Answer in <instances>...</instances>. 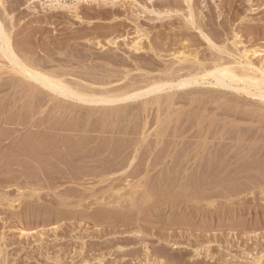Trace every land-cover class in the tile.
Returning <instances> with one entry per match:
<instances>
[{
  "label": "rangeland",
  "instance_id": "374dc122",
  "mask_svg": "<svg viewBox=\"0 0 264 264\" xmlns=\"http://www.w3.org/2000/svg\"><path fill=\"white\" fill-rule=\"evenodd\" d=\"M2 1L5 3L4 6H0V19L3 21L6 28L8 27L7 25H9L8 29L10 28L11 30L13 28L11 31L13 32L14 45L17 52L22 50V48L26 45L30 48H36L35 50L37 53L33 55L35 57V62L39 63L38 60H41V62L43 61L42 65H46L43 67L45 70L46 68H49V70L52 71L57 70V72L60 74L64 73V76L66 73V78L68 80H72L74 84L79 86H83V84L84 86L86 85V87L88 86L87 88L89 91L95 90L96 92L100 93L107 91V94L110 91L111 94L115 93L114 95H117L120 92H130L131 90L134 92L143 86V88H146L153 83L170 82V84L160 92L150 94L146 97L144 96L140 99H137V101L134 100L130 102V105L135 104L134 107L131 105L130 107L128 106L126 108H118L115 110V108L113 109L111 107L109 108V106H106L103 109L100 108V110L95 108L94 111H86L87 113H85H89L91 117L88 116L86 118V116L83 115V117H85L83 119L81 118L80 122L79 120H76L77 117L67 121L71 123H67L66 121H64L66 123L57 121V124L60 123V125L69 124L72 126L73 123L74 125L76 124L75 126H80L81 128L82 126L84 127V125L87 126L88 129H91L89 126L92 127L91 132L89 131L90 133H88V135L91 133H93V135H90L89 137H87L88 135L86 133L85 135L79 131V135L77 132H69L68 134L74 135L75 133V135H77L76 138L78 139H74L73 145L71 146L73 149L75 148L77 150H75L77 153L73 151V149L69 148L68 152L65 153L73 151L72 153L74 155L75 153L79 154V150L82 149L86 143H89V140L91 142L93 141V146L95 145L98 149H102V146L108 149L109 147L111 149L113 148V151L110 150V154L114 153L111 156L109 155L110 161L114 160L116 162L118 160L116 163L119 164V161H121L120 164L122 165V170L121 168L116 170L117 172L120 171V174L115 175L117 178L112 174L110 175L107 173H101L102 168L99 164H97L98 166L96 164H92L91 167H89L90 169L86 168L87 170L85 168L81 169V167L79 169V167L74 163V165L71 164V158L74 156L73 154H65V156L68 155V157L66 156L67 158H70L67 159L64 155H62L64 153H55V151H59L55 150L56 148L54 144L56 143L53 142L56 140L54 139L58 138L56 141L57 143L64 141L63 135L66 136V132H64L65 134H62L63 131L57 133L62 134H60L61 136L57 135L62 138L61 140V138L49 133L50 131H48L46 128L44 129L47 131L44 129L42 131L41 129L40 131H32L36 130L37 128L35 129L33 126V128L31 126H23L21 128H19V126H15L14 128V126L8 127L6 124L3 126L0 123V264H264V170H262L264 164H262L263 162L261 159H257L260 157V154L264 153V142L262 143V141H264V86H262L263 89H257L256 87L251 88V95L248 94L247 91L241 90L242 86L239 84L230 83L228 80L217 83L215 82L216 80H211L208 78V81L203 82L200 80L198 82L199 84L196 83L183 89L178 88L180 90H178L177 87L175 88V85H177L180 81L189 79L193 75L195 76V74L201 73L202 69L212 70L216 66L224 65L229 67L231 65V67L239 73H247L250 76L261 78L264 75V0ZM60 1L62 4H67L64 6L60 4V6H66V8H62L63 10L59 9L56 12V10L53 9V11L48 7L51 5L53 7L56 2L57 3L54 6H59L58 2ZM68 4L71 5V7L68 6ZM189 7L192 8L190 9ZM190 12H192L191 17ZM139 42H141V45L144 46V49H135V44ZM69 46H71V48ZM180 52H186L187 55L192 54V57L188 58L189 60H178L177 57H179ZM194 55H197L198 59L194 58ZM56 57L58 60H60L58 61ZM238 62H240L242 65ZM0 65V83L2 84L4 82H9V80L11 81L12 74H10L9 69L5 67L7 63L0 59ZM258 75L261 76L259 77ZM112 76L115 77L113 78ZM5 78H7V80H5ZM87 78L92 79H89V81ZM94 81L98 82L95 83ZM172 83L174 84L172 85ZM232 86H235L237 89H239L237 91L236 89L232 90ZM12 91L15 93L13 89H8L2 93V95L12 94ZM256 91L260 92L257 93ZM260 93L262 94L258 96L257 94ZM23 94L18 93L17 96L15 94L12 96L9 95V99L7 100H12L9 102L12 104V102L14 103L15 98L18 96L28 97L27 94ZM253 94L257 95L259 98ZM8 101L5 99V103ZM30 101L31 100L29 99L28 102ZM3 102L4 100L0 103L2 104ZM33 103L34 102L31 101V104H26L27 107H24L26 113L25 115L30 113L27 112L29 108L31 111L38 107V104ZM1 104L0 106L2 107L4 103L2 105ZM6 104L3 105V108L0 107V111L2 109L5 111L4 108L7 107ZM51 105H45V115L42 114L40 117L45 116V119H47V115L48 118L51 117L49 114V111L52 109ZM196 113L198 114L196 115ZM98 116L102 117L98 118ZM89 117L90 119H88ZM92 117L94 118L92 119ZM84 119L88 121V124ZM91 119L94 121V123L91 121ZM98 119L101 120L99 121ZM35 120L37 119H34L33 121L35 122ZM184 120L190 123L187 124V122ZM200 120L204 122H200ZM149 121L151 123H148ZM180 122H182V126ZM49 123L47 122V124ZM191 124L193 127H190ZM214 125H216V127H213ZM184 126H189L190 129L192 128L191 132L193 135L195 134L193 137L191 136V138L185 139V142L191 140L189 145H191L192 141V143L207 142L209 139H204L203 141L204 137H199L198 139L197 136H200V134L203 136V133L205 135V132L207 133L208 129H210V131L212 130V133L215 131V135L218 133L216 138L218 143L215 141L216 139H212L213 137L210 138V143L211 140H214V143L216 142L215 144L217 145L220 144V141L224 142L222 144L231 142L230 140H221L222 138H220L218 135H221L220 133L223 134V132L225 133V137H233L235 135L234 137L236 140L231 137L234 142H236L238 138H241V134H247V136H245L249 140L252 139L250 142L248 140L247 143L250 144L249 147L251 146L250 149H252V154H259L257 156L255 155L257 158L255 156L253 157L256 158L258 162L256 159H249H253V163L255 165L252 164L253 160L249 161L251 164L248 162L250 164L249 168L251 165L252 168L253 166L255 167L253 168L254 172L251 171L252 168L248 171L247 166L249 164L247 162L242 163V166L240 165L241 169L246 168L248 172H253L249 175L245 173L247 172L246 170H242V174L240 172L241 179H239L240 174H235V171L239 172L238 170L232 171V174H235L236 177L232 174H230L231 176L224 174V176L220 171L221 175L219 176H217L219 173L211 176L207 174L206 176L204 175L205 177L202 176L201 178H195L196 182L191 181L196 184L201 183V189L194 186L192 187L193 183L191 184V182L190 184L187 183V185L189 184V186L192 188L188 187L189 190L187 193L186 188V191L184 192L185 195L187 194L190 197L197 193L196 195H200L198 197L195 196V198H199L201 200L204 198L205 199L204 202L201 201L202 203L197 201H194L193 203L190 202V206L188 205L189 207L187 208L188 210L178 208L174 214H170L171 212L168 211L171 217L169 215H167V217L169 216V219H172L171 224L176 221V218L178 220L180 216L182 217L184 215H187L188 217L190 216L189 219L191 220L189 221H192L189 222L191 224H189V227L185 226V228L182 226L184 229L182 227L173 229L174 226L168 222L171 225V228L169 227L170 225L167 223L169 219L167 218V220H163V224L165 225H161V223L159 226L156 225L157 223H154L156 222V218L161 219V217H154L155 220L152 218L154 215L149 217V213L152 212V206H150L151 203H149L147 200H144V190L146 188L149 189L150 185L153 187L151 188L152 190H149L153 191L157 196H159L157 193L161 192L163 188L169 190L170 188H167V186L168 184L172 185L171 179L174 177L173 174L167 173L165 171L166 174L163 172L164 175L162 173L161 175H159V173H155L156 176L153 174L154 176H151V179H148L145 177V173L142 174V171L143 169L145 171V167L143 166H146V161L150 158L151 154H153L152 159L154 157L157 158V152L160 150L161 153H164L163 155L158 153L159 158L162 160V158L165 157L164 154L167 153L165 151L166 148H168V144L171 145V143H174L176 139L173 137V134L183 130L180 128H184ZM200 126H203L202 130ZM219 126L222 127L219 128ZM10 127L12 130L14 129V132H11ZM197 127L200 128L198 129ZM104 128H106V131H111L113 128L123 131L125 128V130L128 132H131V128H135V132L136 130L140 129V134L138 135V132L134 135L135 132L132 131L133 135L132 133H129L127 137L126 135H123V137L125 136L124 138L121 136L122 140H120V143H118V141L111 140L110 132L109 134L108 132L105 133V135L104 133H99L102 129L104 130ZM128 128L131 130H128ZM176 128L179 131H176ZM227 128L230 132L233 130L232 133L227 131ZM231 128L233 129L231 130ZM159 129L163 130V134H161ZM216 129L220 133L217 132ZM5 132L7 133L6 135L3 134ZM37 132H40V135ZM47 133L51 135L49 136ZM15 134L17 135L15 136ZM31 134L32 136H30ZM102 135L104 136V139L102 138ZM43 136H46V138ZM146 136L147 140L149 139V142L146 140ZM49 137L53 140H50ZM84 137H86V139ZM152 137L154 139H152ZM252 137L255 138V141ZM2 138H4V140H2ZM42 138L45 139L46 146H44V140L43 143L40 141L36 144V141H39V139ZM131 138L134 139L132 140ZM158 138L162 139L159 141L161 143L158 145L160 148H157L156 150L155 148L158 144ZM166 138H168V140ZM34 139L36 141H34ZM169 139L173 141H170ZM177 139L180 140L178 137ZM259 139H261V141H259ZM154 140L156 143L152 142ZM48 141L51 144L53 143V145L49 144ZM132 141L134 142V145H132ZM40 143L42 144V147H39ZM76 143L77 145H75ZM121 143H123V145ZM35 144L36 146H34ZM186 144L188 145V143ZM32 145L33 150L32 148L30 149L31 151H34V153L36 151L38 153L41 150V153L34 154H37V157L34 159H37V161L33 160L34 157L32 156L34 155L32 154L31 156L32 152L28 150L29 148H27ZM129 145L136 146V148L140 147V151L137 154H140V156H137L135 164L132 165L133 167L131 166L132 169H128L127 172L130 174L127 176V172H125L127 170V163L125 162H127V159L131 158L129 156L133 155L135 152L134 150L136 149L134 147L132 152V147ZM151 145H153V147ZM253 145H256L257 147L259 145L258 149H260L262 146L260 150L263 153H261L260 150L257 151L258 149H256V147L253 148ZM22 147H24L25 150L27 148L26 151H29L30 153H24L26 151H24ZM47 147L50 151L47 150ZM163 147L165 150H163ZM128 148L129 151H127ZM150 149L155 150L151 151ZM124 150H126L127 153L132 152L133 154H125ZM120 153L122 154L123 159H125V162L122 157L119 158ZM123 154H125L126 157ZM147 154L149 155V158ZM22 155H27V157H22ZM115 156L118 158H113ZM222 157L220 155L214 157V163L216 164L217 161L218 163H221ZM146 158L148 159L146 160ZM159 158H157L156 161H158ZM58 159L61 161L67 160V162L68 160H71L70 163L68 162V165L70 164V168L68 165H66L67 167L65 165L63 166V164L58 161ZM51 161L53 162L51 163ZM255 162L257 165L260 162L261 163L257 167ZM26 163L28 166L30 164L31 165L29 167H25ZM246 163L248 165H246ZM38 164L40 168L37 169L41 170V173L38 172L39 170H35ZM136 165L137 168L135 169ZM218 165L219 164L216 166ZM15 167L17 169H15ZM99 167L101 168V171L99 170ZM49 168L52 170L50 171ZM74 168H76V170H74ZM138 168L140 170H138ZM240 168L237 167V169ZM84 169L86 170V173H84ZM133 169L136 170V174ZM258 169L259 174L257 173ZM88 170H90V173ZM24 171L27 173L24 174ZM98 171L101 174H99ZM116 171H114V173ZM48 172L52 173L49 174ZM132 172H134V174L131 175ZM255 172L257 174H255ZM69 173H72L70 176H73L74 178L68 176ZM92 173L95 174L94 177H99L92 179ZM82 174L87 175H84V178ZM170 174L172 175V178ZM75 175H77V177ZM106 176L107 178H105ZM159 176H162L163 178ZM166 176L171 178V183L167 181V179L169 180V177ZM220 178L222 180H220ZM146 179L148 180L146 181ZM162 179H165V181ZM188 179L190 180L191 178ZM199 179L201 182H199ZM216 179L220 181V184ZM242 179L245 181H242ZM156 180H161V182H164L159 183ZM228 180L229 183L227 182ZM258 181L261 182L259 183ZM154 182L156 183L154 184ZM221 182L222 186H219L221 185ZM145 183L146 186L144 187ZM164 183L166 187H163ZM159 184H162L163 188ZM238 184L240 187H251V192L249 191V188L247 190V187H242L243 189H240ZM208 185L211 187H208ZM113 186L115 189H113ZM214 186L217 188H214ZM99 187H101V189ZM212 187L214 189V193ZM220 187H223V189ZM238 187L241 191H238L239 193L236 191L239 190ZM121 188L123 192L120 193ZM96 190H98L97 193ZM126 190H128V192H126ZM149 190H147V193ZM244 190L247 191L244 192ZM93 191H95V193H93ZM190 191L192 192L190 193ZM232 191L233 193L235 192V195L232 193ZM125 192L126 194H122ZM153 192H151V194ZM236 193L238 194L236 195ZM201 194H203L202 196H210L201 198ZM214 194L216 196L219 194V196L216 197ZM116 195L121 196V200L118 199V196ZM213 195L215 198H213ZM105 196V201L102 204H99L101 197L104 199ZM112 198L114 199L112 200ZM207 198L213 199H209L210 201L208 200L210 204L206 203ZM153 199L154 202H157L155 201L157 198L154 197ZM228 199L229 201H227ZM114 200L119 202L122 201L120 207L118 205V209L113 208L118 210L117 214H123L124 212L126 214L124 213L125 215L123 214L122 216L117 214L113 216L111 215L106 218L107 221H104L106 219H104L102 216L101 218L96 219V211L98 212V210L105 208L104 203L111 201L113 202ZM159 204L160 203H158V205ZM211 204L214 205L212 206ZM148 206L150 207L147 208ZM145 207L147 209L151 208L147 211V214L146 212H142L143 210H147ZM156 208L154 210H156ZM195 210H197V212L199 210L200 212H194ZM78 212L81 213L79 214ZM143 213L145 214L143 215ZM152 213H150V216ZM241 220L243 222H241ZM204 223H206V227L208 228L205 227ZM154 224L156 226H154ZM162 226H166V229H164V227L162 228ZM195 227L197 229H195ZM140 230L144 232V234H142L141 238L139 239L131 234L133 231ZM131 237L137 239V242H132ZM165 239L171 240V244L166 243L164 241ZM173 244H176V247H172ZM135 252H137L138 255ZM128 253L130 254L128 255Z\"/></svg>",
  "mask_w": 264,
  "mask_h": 264
},
{
  "label": "bare ground",
  "instance_id": "6f19581e",
  "mask_svg": "<svg viewBox=\"0 0 264 264\" xmlns=\"http://www.w3.org/2000/svg\"><path fill=\"white\" fill-rule=\"evenodd\" d=\"M19 1H21V0H19ZM56 1H58V0H56ZM80 1V0H79ZM84 1V0H83ZM82 1V2H83ZM190 1V0H189ZM193 2V1H192ZM4 3L5 2H3L2 0H0V6H4ZM52 3H53V1H52ZM55 3V2H54ZM57 3V2H56ZM56 3L54 4V5H56ZM65 3V2H64ZM103 3V2H102ZM187 3V2H186ZM58 4H59V6H54L53 5V7H52V5L51 4H49V5H51V6H48L51 10H56V12H57V10H59V9H64V8H66V6L65 7H63L65 4H62L61 3V1L60 2H58ZM60 4L61 5H63V6H60ZM100 4V3H99ZM188 4V3H187ZM190 4V3H189ZM67 5V4H66ZM78 5V4H77ZM98 5V4H97ZM102 5V4H101ZM106 5V4H105ZM114 5V4H113ZM191 5V4H190ZM68 6H70L71 7V5H69L68 4ZM74 7V6H73ZM4 8V7H3ZM190 8V7H189ZM192 8V7H191ZM190 8V9H191ZM62 9V10H63ZM69 9H71V8H69ZM6 10V9H5ZM53 10V11H54ZM67 10V9H66ZM69 11H71V10H69ZM74 11V10H73ZM192 11V10H191ZM155 12V11H154ZM194 13V12H193ZM191 14H192V12H190V17H191ZM189 17V18H190ZM192 18H194V17H192ZM3 20V19H2ZM193 20V19H192ZM194 21V20H193ZM192 21V22H193ZM191 22V21H190ZM5 23H7V22H5ZM194 23V22H193ZM8 24V23H7ZM191 24V23H190ZM204 24V23H203ZM8 27H9V25H7ZM191 26H193V25H191ZM8 27L6 28V26L4 25V23H3V21H1V19H0V59L2 60V61H4L5 63H7V65L5 66V67H7L8 69H9V73L10 74H12L11 76V81L9 80V82H4V83H0V102L1 101H3L4 100V104H11V103H9V102H11L10 100L8 101L7 99H9V95H16L17 96V94L18 93H21V94H23V95H28V97L27 96H21V97H16L15 98V102L13 103L12 102V104L11 105H7L6 104V108H4L5 109V111L3 110H1L0 111V123L3 125V126H5L4 124H6V126L8 125V127L9 126H14V128H15V126H19V128H21V127H23V126H33V127H35V129L36 130H32V131H40V129H41V131L44 129V128H46V129H48V131H50L49 133H52L53 135H55L56 137H59V136H57V135H60V134H57V133H59V132H62V134L64 133V132H66V136H64L63 135V138H64V141H60V143H57L56 141H57V139L55 138L54 140H56V141H54L53 143H56V144H54V146H55V150H57V151H59V152H56L55 151V153H60V154H62V153H64V154H62V155H64L65 156V154H73L72 152L73 151H75L76 149L74 148H72L71 146L73 145V141H74V139H78V138H76L77 137V135H75V133H74V135H71V134H68L69 132L70 133H73V132H77L78 133V131L79 132H82V133H86L87 135H88V133H90L91 132V129H92V127H90L89 126V128H91V129H88V127L87 126H85L84 125V127L82 126V128L79 126H75L73 123H72V126L71 125H65V124H61L60 125V123H58L57 124V121H62L63 123H66L67 121H69V120H71V119H74V118H76L77 117V121L79 120V122H80V119L82 118H84L85 116H86V118L88 117V116H90V114L88 113V114H86L88 111H94L95 110V108H97L98 110H100V108H104V107H106V106H109V108L111 107V108H115V110L116 109H118V108H126V107H130L131 105L134 107V105L135 104H131L130 105V102H132V101H134V100H136L137 101V99H140V98H142V97H146L147 95H150V94H154V93H157V92H160L161 90H163V89H165V87L166 86H169V84H170V82L168 83H153V84H151V85H149V86H147L146 88H140V89H136L137 91H134V92H132L133 90H131L130 92L128 91V92H126V93H116L117 95H114L115 93H113V94H111L110 93V91H109V93L107 94V91L106 92H102V93H100V92H96L95 90L94 91H89L88 90V86L86 87V85L84 86V84H83V86L82 85H76V84H74L73 82H72V80H68L67 78H66V76H67V74L65 73V76H64V73L63 74H60V73H58L57 72V70L56 71H52V70H49V68H46V70L43 68L44 67V65H42V62H41V60L39 61L38 60V62L39 63H36L35 62V57L33 56L35 53H37L36 52V48L34 49V48H30V47H28L27 45L25 46V47H23L22 48V50H19L18 52H17V50H16V47H15V45H14V37H13V32L10 30V28L8 29ZM138 31V30H137ZM144 32V31H143ZM141 34V33H140ZM203 34V33H202ZM15 36V35H14ZM205 36V35H204ZM148 38V37H147ZM168 38V37H167ZM169 39V38H168ZM53 40V39H52ZM96 42V41H95ZM210 42V41H209ZM193 44V43H192ZM212 44V43H211ZM147 45V44H146ZM187 45V44H186ZM212 46V45H211ZM42 47V46H41ZM70 48H71V46H69ZM62 48V47H61ZM73 48V47H72ZM18 49V48H17ZM41 49V48H40ZM66 49V48H65ZM135 49L136 50H142V49H144V46H142L141 45V42H139V43H137V44H135ZM73 50H74V48H73ZM153 50V49H152ZM45 52V51H44ZM69 52V51H68ZM76 52H77V50H76ZM78 52H79V50H78ZM195 52V51H194ZM200 52V51H199ZM254 52V51H253ZM21 53V54H20ZM191 53V52H190ZM250 53V52H249ZM47 54V53H46ZM49 54V53H48ZM52 54V53H51ZM66 54V53H65ZM247 54H248V52H247ZM255 54V53H254ZM170 55H171V53H170ZM245 55V54H244ZM75 56V55H74ZM80 56V55H79ZM190 57H192V54H186V52H180L179 53V57H177V59L178 60H181V59H184V60H187L188 58H190ZM240 57V56H239ZM244 57V56H243ZM243 57H241V58H243ZM253 57V56H252ZM105 58V57H104ZM194 58H196V59H198L197 58V55H194ZM193 58V59H194ZM37 59V58H36ZM56 59H57V57H56ZM44 60V59H43ZM58 60V59H57ZM60 60V59H59ZM58 60V61H59ZM66 60V59H65ZM189 60V59H188ZM236 60V59H235ZM245 60V59H244ZM247 60V59H246ZM64 61V60H63ZM67 61V60H66ZM69 61V60H68ZM81 61H83V60H81ZM229 61V60H228ZM238 61V60H237ZM240 61V60H239ZM248 61V60H247ZM41 62V63H40ZM45 63V62H44ZM120 63V62H119ZM179 63H181V62H179ZM195 63H197V62H195ZM200 63V62H199ZM238 63H240V62H238ZM249 63H250V61H249ZM236 64V63H235ZM241 64V63H240ZM242 65V64H241ZM245 65V64H244ZM1 66V65H0ZM46 66V65H45ZM48 66V65H47ZM181 66V65H180ZM199 66V65H198ZM4 67V66H3ZM247 67H249V66H247ZM1 68V67H0ZM7 68H6V70H7ZM251 68V67H250ZM48 69V70H47ZM254 69V68H253ZM5 70V71H6ZM54 70V69H53ZM249 70H251V69H249ZM263 70V69H262ZM252 71V70H251ZM8 73V72H7ZM6 73V74H7ZM260 74V73H259ZM69 75V74H68ZM71 75V74H70ZM84 75V74H83ZM262 75H263V72H262ZM192 76V75H191ZM259 76V75H258ZM261 76V75H260ZM259 76V77H260ZM4 77V76H3ZM74 77V76H73ZM113 77V76H112ZM111 77V78H112ZM115 77V76H114ZM113 77V78H114ZM101 78V77H100ZM99 78V79H100ZM102 78H104V77H102ZM106 78V77H105ZM109 78V77H108ZM213 79V80H216L215 82H217V83H220L221 81H225V80H228L230 83H236V84H239L240 86H242V88H241V90H243V91H247L248 92V94H251L250 93V89L251 88H253V87H256L257 89H263V87L262 86H264V75L261 77V78H257L256 76H250V75H248L247 73H239V72H237L234 68H232L231 67V65H230V67L229 66H226V65H224V66H216L214 69H212V70H208V69H202V72L201 73H199V74H195V76L193 75L192 77H190L189 79H186V80H182V81H180V80H178V81H180L177 85H175V88L177 87V89L178 88H185V87H187V86H190V85H193V84H199L198 82L201 80V81H203V82H205V81H208L209 79ZM9 79H10V77H9ZM85 79V78H84ZM88 80L90 79H92V78H87ZM5 80H7V78H5ZM77 80V79H76ZM79 80H81V79H79ZM87 80V81H88ZM89 80V81H90ZM103 80V79H102ZM86 81V82H87ZM101 81V80H100ZM228 81H226V82H228ZM95 82V81H94ZM96 82H98V81H96ZM95 82V83H96ZM202 82V83H203ZM225 82V83H226ZM228 82V83H229ZM76 83H77V81H76ZM81 83V82H80ZM84 83V82H83ZM94 83V84H95ZM201 83V82H200ZM93 84V85H94ZM174 83H172V85H173ZM226 85H227V83H226ZM82 86V87H81ZM238 86V85H237ZM235 87V86H234ZM233 86L231 87V88H233L232 90H234V89H236V91L239 89H237V87H235L234 88ZM231 88H229V89H231ZM14 90L15 91V93H13V91H12V94H9V95H7V94H4V95H2V93H4L5 91H7V90ZM90 89V88H89ZM92 89V88H91ZM181 89V90H182ZM178 90H180V89H178ZM240 91V90H239ZM264 91V90H263ZM178 92H180V91H178ZM246 92V93H247ZM257 92V91H256ZM260 91H258L257 93H259ZM8 93V92H7ZM9 93H10V91H9ZM98 93H100V94H98ZM179 94V93H178ZM177 94V95H178ZM262 93H260V94H257L258 96L259 95H261ZM252 95V94H251ZM253 95H255V94H253ZM257 95H255V96H257ZM264 95V94H263ZM167 96V95H166ZM257 96V97H258ZM7 97V98H6ZM256 97V98H257ZM11 98V97H10ZM25 98H27V99H25ZM176 98V97H175ZM259 98V97H258ZM1 99H3V100H1ZM5 99H6V101H8V102H6L5 103ZM25 99V100H24ZM31 100L32 102H34V103H36V104H38V107H36L35 108V106H34V110H31L30 111V108H29V110L27 111L29 114L28 115H25L26 113H25V108L24 107H27L26 106V104L28 105L29 103L31 104V101L30 102H28V100ZM262 99V98H261ZM27 100V101H26ZM2 103V104H3ZM33 103V104H34ZM1 104V103H0ZM1 104V105H2ZM3 104V105H4ZM51 105V107H52V109L49 111V114H50V118H48V115H47V119H45L44 117H40V115H42V114H44L45 113V105L47 106V105ZM3 105H2V107L1 108H3ZM31 106V105H30ZM33 106V105H32ZM132 108V107H131ZM137 108V107H136ZM28 109V108H27ZM112 109V110H113ZM127 109H129V108H127ZM132 110V109H131ZM130 110V111H131ZM87 111V112H86ZM106 111V110H105ZM48 112V111H47ZM86 112V113H85ZM136 112V111H135ZM148 112H149V110H148ZM199 112V111H198ZM185 113V112H184ZM48 114V113H47ZM93 114V113H92ZM113 114V113H112ZM126 114V113H125ZM192 114V113H191ZM198 113H196V115H197ZM201 114V113H200ZM45 115V114H44ZM83 115H85L84 117H83ZM128 115H131V114H128ZM127 115V116H128ZM142 115V114H141ZM143 115H145V114H143ZM149 115V114H148ZM185 115V114H184ZM203 115V114H202ZM109 116V115H108ZM123 116V115H122ZM127 116H126V118H127ZM215 116V115H214ZM91 117V116H90ZM90 117L88 118V119H90ZM102 117V116H101ZM101 117H99L98 116V118H101ZM107 117V116H106ZM119 117H120V115H119ZM129 117V116H128ZM134 117V116H133ZM138 117H139V115H138ZM184 117V116H183ZM196 117V116H195ZM232 117H234V116H232ZM79 118V119H78ZM94 117H92V119H93ZM112 118H114V117H112ZM168 118V117H167ZM187 118V117H186ZM204 118H205V116H204ZM215 118V117H214ZM216 118H217V116H216ZM222 118H224V117H222ZM221 118V119H222ZM34 119H37V120H35V122L33 121ZM91 119V121H93ZM117 119V118H116ZM120 119H121V117H120ZM145 119V118H144ZM172 119V118H171ZM184 119V118H183ZM212 119V118H211ZM220 119V118H219ZM52 120V121H51ZM85 121H86V119H84ZM96 120V119H95ZM99 120V119H98ZM101 120V119H100ZM99 120V121H100ZM138 120V119H137ZM189 120V119H188ZM194 120V119H193ZM192 120V121H193ZM202 120V119H201ZM200 120V122H204V121H201ZM209 120V119H208ZM217 120H218V118H217ZM235 120V119H234ZM237 120V119H236ZM51 121V122H50ZM64 121H66V122H64ZM84 121V122H85ZM98 121V122H99ZM117 121V120H116ZM120 121V120H119ZM129 121H131V120H129ZM175 121V120H174ZM184 121H186V120H184ZM197 121V120H196ZM47 122L49 123V124H47ZM73 122V121H72ZM76 122V121H75ZM83 122V121H82ZM88 121H86V123H87ZM108 122V121H107ZM137 122V121H136ZM171 122H172V120H171ZM183 122V121H182ZM182 122H180L181 123V126H182ZM187 122V121H186ZM185 122V123H186ZM199 122V123H200ZM206 122H207V120H206ZM205 122V123H206ZM209 122V121H208ZM218 122V121H217ZM227 122V121H226ZM228 122H231V121H228ZM67 123H71V122H67ZM92 123V122H91ZM93 123H94V121H93ZM148 123H151L150 121L148 122ZM179 123V122H178ZM188 123H190V122H187V124ZM193 123H195V122H193ZM197 123V122H196ZM88 124V123H87ZM89 124H90V120H89ZM97 124V123H96ZM100 125H102L101 123H99ZM112 124V123H111ZM208 124V123H207ZM124 125V124H123ZM135 125V124H134ZM150 125V124H149ZM148 125V126H149ZM203 125V124H202ZM212 125V124H211ZM222 125V124H221ZM229 125V124H228ZM3 126H1V127H3ZM107 126V125H106ZM119 126V125H118ZM140 126V125H139ZM142 126V125H141ZM162 126H164V125H162ZM174 126V125H173ZM180 126V125H179ZM180 126V127H181ZM218 126V125H217ZM223 126V125H222ZM221 126V127H222ZM263 126V125H262ZM32 127V128H33ZM125 127V126H124ZM127 127V126H126ZM130 127H132V126H130ZM152 127V126H151ZM187 127H189V126H184V128L182 127V128H180V129H183V130H181L180 132H175L174 134H173V137H175L176 139H177V137L180 139V140H176L175 139V141H174V143H171V145H169L168 144V148H166V151L165 152H167L166 154H164L165 155V157L164 158H162L161 156V158H162V160L159 158V154L161 153V151L159 152H157V155H158V157L157 158H159L160 159V161H159V159H158V161H156V157H154L153 159H152V157H153V154H151L150 155V158H149V155H148V158H146V166H143V167H145V171H144V169H143V171H142V174H144L145 173V177L146 178H150L151 179V176H154L155 175V173L156 174H158L159 173V175H161V173L163 174V172H167V173H171V174H173V178H172V175H171V178L173 179H171L169 176H166V177H169V180L167 179V181L168 182H170V179H171V181H172V185H171V187H170V185L168 184V186H167V188H170L169 190L168 189H165V188H163V187H166L165 186V183L163 184L164 186L162 187V184H159L162 188V190H161V192H159V193H157L159 196H157L156 194H154V192L153 191H151L152 189V187L153 186H151L150 184V188L149 189H151V190H149V189H145L144 190V200L146 201H148L149 203H151L150 204V206H152L151 208H152V212H154V213H152V212H150V213H152L151 214V216H150V213H149V217H152V215H154L152 218H156V217H161V219L159 218H156V222H154L156 225H158L159 226V224L161 223V225H165V224H163V220H167V219H169L171 216H170V214H174L175 213V211H176V209L178 210V208H182L183 210H188L187 208L190 206L189 204H190V202L191 203H193L194 201H197V202H201V201H203L204 202V197H206V196H202L203 194H201V198L203 197L204 199H199V198H195V196H199V195H196V194H194L193 196H188L187 194L185 195V191H186V188H187V191H186V193L188 192V187H190V188H192L193 186L194 187H196V188H199V189H201V187H202V184L201 183H193V182H191V181H195L196 182V180H195V178L197 179V177H199V178H201L202 176H206L207 174L208 175H214V174H218L217 176H219V175H221V173L224 175H230V174H232V171H235V170H238L239 172H236L235 171V174L237 173V174H240V172L242 171V170H246V168H244V169H241L240 168V165L242 164V163H245V162H249V161H251V160H255L257 157V155L259 154V153H257V155L254 153V154H252V149H250V147H249V145L250 144H247L248 143V138L246 137L247 136V134H245V135H243V134H241V138H238V140L236 141V142H234V140L233 139H235V135L231 138V137H225V133L223 132V134L222 133H220L219 131H217V129H216V131L217 132H219L221 135H218V136H220V138H222L221 140H224V141H231V142H228V143H225V144H222V143H224V142H221L220 141V144H215L218 140L216 139L217 138V134L215 135L214 133H215V131L212 133V130L210 131V129H208V132L206 133L205 131H203V132H205V135H204V133H203V136L200 134V136L198 135L197 137H198V139H199V137L200 138H202V137H204L203 138V141H204V139L205 140H207V139H209L210 140V138L211 137H213L212 139H216L215 141V143H214V140L212 141L211 140V143H210V141L209 140H207V142L205 141V142H197V143H192L191 142V145H189V142L191 141V140H189L188 142H185V139H189V138H191V136L193 137L194 135H193V133L191 132L192 130V128L190 129V127H193L192 126V124H191V126L189 127V128H187ZM201 127V126H200ZM199 127V128H200ZM213 127H216V125H214ZM212 127V128H213ZM220 126H219V128H221ZM231 127V126H230ZM230 127H228V128H230ZM233 127V126H232ZM236 127V126H235ZM264 127V126H263ZM7 128V127H6ZM18 128V127H17ZM16 128V129H17ZM32 128H30V129H32ZM119 128H121V127H119ZM161 128H164V127H161ZM172 128V127H171ZM170 128V129H171ZM178 128V127H177ZM176 128V131L179 129H177ZM194 128H195V126H194ZM198 128V127H197ZM198 128V129H199ZM202 128H203V126L201 127V130H202ZM206 128V127H205ZM209 128H210V126H209ZM211 128V129H212ZM225 128V127H224ZM228 128H227V131H229L228 130ZM3 129V128H2ZM10 129H11V127H10ZM46 129H44V130H46ZM106 128H104V130L102 129L99 133H104V135H105V133H107L108 132V134H109V132L111 133L110 135H111V140L112 141H118V143H120L119 141L120 140H122V137H123V135H126V137L128 136V134L130 133H132V135H133V132L132 131H134L135 132V128L133 129V128H131V129H129L128 128V130H131V132H128L127 130H125V128L123 129V131L122 130H117V129H115V128H113L111 131L109 130V131H106L105 130ZM109 129H110V127H109ZM149 129H150V127H149ZM166 129V128H165ZM233 128H231V130H232ZM0 130H1V128H0ZM7 130V129H6ZM140 130V129H139ZM139 130H136V132L134 133V135L135 134H137L138 132H139ZM160 130V129H159ZM196 130V129H195ZM238 130H240V129H238ZM5 131V130H4ZM4 131H2V132H4ZM47 131V130H46ZM90 131V132H89ZM93 131V130H92ZM152 131H153V129H152ZM161 131V134H163L162 133V131L163 130H160ZM179 131V130H178ZM226 131V130H225ZM233 131V130H232ZM232 131L230 132V133H232ZM9 132V131H8ZM11 132H14V129L12 130L11 129ZM16 132V131H15ZM95 132V131H94ZM150 132V131H149ZM174 132V131H173ZM200 132V131H199ZM228 132V133H229ZM251 132V131H250ZM263 132V131H262ZM1 133V132H0ZM26 133V132H25ZM38 134L40 133V132H37ZM76 133V134H77ZM82 133H80V134H82ZM159 133V132H158ZM170 133V132H169ZM242 133V132H241ZM253 133V132H252ZM3 134H7L6 132L5 133H3ZM13 134V133H12ZM37 134V135H38ZM48 134V133H47ZM61 134V135H62ZM65 134V133H64ZM84 134H83V136H84ZM85 134V135H86ZM140 134V132L138 133V135ZM167 134V133H166ZM226 134H227V132H226ZM260 134V133H259ZM2 135V134H1ZM17 134H15V136H16ZM19 135V134H18ZM34 135V134H33ZM40 135V134H39ZM49 136L51 135V134H48ZM60 135V136H61ZM78 135H79V133H78ZM90 135H93V133H91V134H89L87 137H89ZM98 135V134H97ZM107 135V134H106ZM131 135V136H132ZM154 135H156V134H154ZM239 135H240V133H239ZM251 135V134H250ZM30 136H32V134L30 135ZM103 136V135H102ZM101 136V137H102ZM122 136V137H121ZM131 136H129V137H131ZM153 136V135H152ZM263 136V135H262ZM3 137V136H2ZM5 137V136H4ZM44 137V136H43ZM106 137H108V136H106ZM125 137V136H124ZM123 137V138H124ZM135 137V136H134ZM162 137V136H161ZM165 137V136H164ZM169 137H171V136H169ZM196 137V138H197ZM240 137V136H239ZM246 137V138H245ZM251 137V136H250ZM260 137V136H259ZM6 138V137H5ZM14 138V137H13ZM41 138V137H40ZM44 138H46V136L44 137ZM44 138H42V139H39V141H36L35 139H34V141H36V144L38 143V142H42L43 143V140H44V146H46V141H45V139ZM59 138H61V137H59ZM85 139H86V137H84ZM103 139H104V136L102 137ZM102 138H100V139H102ZM160 138V137H159ZM158 138V139H159ZM253 138V137H252ZM262 138V137H261ZM263 138H264V136H263ZM49 139H50V137H49ZM83 139V138H82ZM108 139V138H107ZM132 140L134 139V138H131ZM152 139H154L153 137H152ZM162 139V138H161ZM161 139H159L158 140V144H157V146H156V150H157V148L159 149L160 147H158V145L161 143V142H159ZM167 140H168V138H166ZM165 139V140H166ZM219 139V138H218ZM255 138H253V140H254ZM2 140H4V138H2ZM10 140V139H9ZM33 140V139H32ZM50 140H53L52 138L50 139ZM49 140V141H50ZM61 140H62V138H61ZM109 140H110V138H109ZM128 140V139H127ZM130 140V139H129ZM146 140H147V136H146ZM170 141H173V140H171V139H169ZM195 140V139H194ZM236 140V139H235ZM250 140H252V139H250ZM250 140H249V142H250ZM19 141V140H18ZM49 141H48V143H49ZM79 141H81V140H79ZM103 141V140H102ZM111 141V142H112ZM148 142H149V139L147 140ZM170 141H169V143H170ZM197 141V140H196ZM195 141V142H196ZM199 141V140H198ZM255 141V140H254ZM259 141H261V139H259ZM6 142V141H5ZM21 142V141H20ZM50 142H52V141H50ZM59 142V141H58ZM76 142V141H75ZM110 142V141H109ZM122 142V141H121ZM140 142V141H139ZM152 142H155V140L154 141H152ZM166 142V141H165ZM234 142V143H233ZM264 141H262V143H263ZM53 143L51 144V143H49V144H51V145H53ZM78 143H80V142H78ZM82 143H84V142H82ZM93 141L91 142L90 140H89V143H86V145H84V147L82 148V149H78L79 150V154H76L77 152V150L75 151L76 153H75V155L73 156V158H71L72 159V163L71 164H75L76 166H78L79 167V169H80V167H81V169H83V168H89V167H91V165L92 164H99L100 165V167L102 168H100L99 167V170L101 169L102 170V172L101 173H107V174H112V175H114V177H116L115 175H117V174H120V171L119 172H117L116 170H119L121 167H122V165L120 164L121 163V161H119L120 163V165L118 164V163H116L114 160L113 161H110V158H109V155L111 156L112 154H114V153H112V154H110L111 152H110V150H112L110 147H109V149L108 148H104V146H102L103 148L102 149H104V150H102V149H98L95 145L93 146ZM101 143V142H100ZM104 143H105V141H104ZM107 143V142H106ZM114 143V142H113ZM124 143V142H123ZM123 143H121L122 145H123ZM128 143V142H127ZM132 145H134V142L132 141ZM135 143H137V142H135ZM156 143V142H155ZM186 143H188V145L186 144ZM214 143V144H213ZM218 143V142H217ZM253 143H255V142H253ZM36 144L34 145V146H36ZM49 144H48V146H49ZM95 144V143H94ZM103 144V143H102ZM116 144V143H115ZM115 144H113V145H115ZM125 144V143H124ZM130 144V143H129ZM140 144H141V142H140ZM193 144V145H192ZM195 144V145H194ZM251 144H252V142H251ZM27 145V144H26ZM42 144L40 143V145H39V147L41 146ZM75 145H77V143L75 144ZM107 145V144H106ZM112 145V144H111ZM121 145V146H122ZM131 145V144H130ZM129 145V146H130ZM145 145V144H144ZM153 145H155V144H153ZM153 145H151L152 147H153ZM164 145V144H163ZM187 145V146H186ZM25 146V145H24ZM109 146V145H108ZM120 146V145H119ZM161 146V145H160ZM165 146V145H164ZM169 146H170V148H169ZM261 146V145H260ZM262 146H263V144H262ZM262 146H261V148H262ZM33 147V145L32 146H29V147H27V148H29L28 150L29 151H31V149L30 148H32ZM42 147V146H41ZM74 147V146H73ZM114 147V146H113ZM122 147H124V146H122ZM127 147H128V145H127ZM130 147H132V152H133V149H134V147L136 148V146H130ZM152 147H150V148H152ZM256 147V149H258L259 148V145H258V147L256 146V145H253V148H255ZM23 148V150L24 151H26L27 150V148H26V150L24 149V147H22ZM35 148V147H34ZM44 148V147H43ZM48 148V147H47ZM46 148V149H47ZM52 148H53V146H52ZM68 148L69 149H73V151L72 152H69V153H65V152H68ZM101 148V147H100ZM164 148V147H163ZM162 148V149H163ZM260 148V149H261ZM9 149V148H8ZM36 149L38 150V148L36 147ZM39 149H42V148H39ZM116 149V148H115ZM120 149V148H119ZM140 149V147H137L134 151V154L132 153V152H130V153H132L133 155H131V156H129V157H131L130 159H127V162H125V159H123V156H122V154L120 153V157L119 158H121L122 157V159L124 160V162L125 163H127L126 165H127V170L125 171V172H127L128 171V169L129 168H131V166L133 165V164H135V162H136V160H137V156L139 157L140 156V154L139 155H137L138 153H139V150ZM154 149V150H155ZM260 149H258L257 151H259ZM10 150H12V149H10ZM9 150V151H10ZM32 150H33V148H32ZM47 150H49V148L47 149ZM52 150V149H51ZM141 150H142V148H141ZM151 150V149H150ZM154 150H151V151H154ZM163 150H165V148L163 149ZM162 150V151H163ZM254 151H256L255 149H253ZM8 151V152H9ZM29 151H26V152H24V153H30ZM36 151V150H35ZM41 151V150H40ZM38 152V153H41V152ZM50 151V150H49ZM113 151V150H112ZM127 151H129V148L127 149ZM147 151H148V149H147ZM253 151V152H254ZM261 151V150H260ZM14 152H15V150H14ZM32 153H31V156H32V154L34 155L35 153H37V151L34 153V151H31ZM43 152V151H42ZM48 152V151H47ZM46 152V153H47ZM114 152H116V151H114ZM124 152H125V154L127 153L126 152V150H124ZM2 153V152H1ZM23 153V154H24ZM27 153V154H28ZM37 153V154H38ZM53 153V152H52ZM130 153H127L128 155L130 154ZM141 153V152H140ZM159 153V154H158ZM164 153V152H163ZM163 153H161L160 155H163ZM261 153H263L262 151H261ZM17 154V153H16ZM37 154L36 155H34V156H32V157H34L33 158V160L35 159V157H37ZM125 154H123V155H125ZM223 155V157H222V155ZM264 154V153H263ZM263 154H260V157H258L257 159H261V161L263 162L262 164H264V155ZM3 155H5V154H3ZM2 155V156H3ZM9 155V154H8ZM12 155V154H11ZM13 155H14V153H13ZM55 155V154H54ZM116 155V154H115ZM221 156L222 157V161H221V163L219 162L218 163V161H217V163L215 164L214 163V160H213V158L214 157H216V156ZM256 155V156H255ZM24 155H22V157H23ZM39 156V155H38ZM45 156V155H44ZM56 156H58V155H56ZM67 157H68V155H66ZM65 156V157H66ZM114 156V155H113ZM146 156V155H145ZM256 157V158H253V157ZM24 157H27V155L26 156H24ZM40 157V156H39ZM38 157V158H39ZM60 157V156H59ZM66 157V158H67ZM70 157V156H69ZM125 157H126V155H125ZM124 157V158H125ZM128 157V156H127ZM128 157V158H129ZM4 158V157H3ZM29 158H30V154H29ZM45 158V157H44ZM43 158V159H44ZM56 158V157H55ZM113 158H118V157H113ZM250 158H253V159H251V160H249ZM1 159V158H0ZM13 159V158H12ZM67 159H70V158H67ZM139 159V158H138ZM141 159V158H140ZM208 159V160H207ZM215 159V158H214ZM257 159H256V161H257ZM40 160V159H39ZM38 160V161H39ZM56 160H57V158H56ZM112 160V159H111ZM121 160V159H120ZM145 160V159H144ZM217 160V159H216ZM216 160H215V162H216ZM218 160H220V159H218ZM254 160L252 161V164H254L253 162H254ZM9 161V160H8ZM32 161V160H31ZM34 161H37V159L36 160H34ZM58 161H60L62 164H63V166L65 165H68V162L70 163L71 162V160L69 161L68 160V162H67V160L65 161H61V160H59L58 159ZM142 161V160H141ZM42 162V161H41ZM49 162V161H48ZM53 161H51V163H52ZM54 162H56V161H54ZM145 162V161H144ZM258 162V161H257ZM20 163V162H19ZM30 163V162H29ZM33 163V162H32ZM38 163V162H37ZM45 163V162H44ZM109 163V164H108ZM171 163V164H170ZM246 163V165H248L249 163L251 164V162H249L248 164ZM256 163V162H255ZM261 163V162H260ZM260 163L257 165V163H256V165H257V167L260 165ZM18 164V163H17ZM39 164H41V163H39ZM39 164H38V166H39ZM49 164V163H48ZM55 164V163H54ZM58 164H59V162H58ZM73 164V165H74ZM102 164H105V165H102ZM122 164H123V162H122ZM170 164V165H169ZM217 164H219L218 166H216ZM250 164L247 166L248 168V171L249 170H251V168H252V165H251V167L249 168V166H250ZM261 164V165H262ZM5 165V164H4ZM31 165V164H30ZM29 165V166H30ZM33 165V164H32ZM36 165V164H35ZM60 165V164H59ZM70 165V164H69ZM68 165V166H69ZM103 167H102V166ZM124 165V164H123ZM137 165H138V163H137ZM137 165H136V167H135V169L137 168ZM141 165V164H140ZM239 165V166H238ZM243 165V164H242ZM241 165V166H242ZM255 165V164H254ZM20 166V165H19ZM24 166V165H23ZM26 166H28L27 165V163H26V165H25V167ZM28 166V167H29ZM38 166H36V168H35V170H39V169H37V168H40V166L38 167ZM42 166H44V165H42ZM45 166H47V165H45ZM62 166V165H61ZM98 166V165H97ZM97 166H96V168H97ZM165 166H166V168H165ZM53 167V166H52ZM67 167V166H66ZM74 167V166H73ZM133 167V166H132ZM165 168V170H164V168ZM237 167H239L240 169H237ZM20 168V167H19ZM18 168V169H19ZM22 168V167H21ZM32 168H34V167H32ZM69 168H70V166H69ZM126 168V167H125ZM253 168H255L254 166H253ZM253 168H252V170L251 171H253ZM264 168V167H263ZM262 168V170H264ZM15 169H17L16 167H15ZM29 169V168H28ZM50 169V168H49ZM72 169V168H71ZM84 169V173H86V170ZM90 169V168H89ZM98 169V168H97ZM132 169V168H131ZM130 169V170H131ZM257 169V168H256ZM5 170V169H4ZM47 170V169H46ZM52 169H50V171H51ZM56 170V169H55ZM74 170H76V168H74ZM93 170H94V168H93ZM100 170V171H101ZM121 170H122V168H121ZM134 170V169H133ZM138 170H140L139 168H138ZM11 171V170H10ZM26 171V170H25ZM24 171V174L25 173H27L28 172V170H27V172H25ZM78 171V170H77ZM90 170H88V172H89ZM114 171H116L115 173H114ZM135 171V174H136V170H134ZM220 171H221V173H220ZM247 171V170H246ZM245 172L246 174H251V173H253V172ZM259 169L257 170V173L259 174ZM9 172V171H8ZM31 172V171H30ZM39 173H41V170H39L38 171ZM47 172V171H46ZM53 172V171H52ZM52 172H50V173H52ZM69 172V171H68ZM70 172H72V171H70ZM91 172H92V170H91ZM97 172V171H96ZM123 172V171H122ZM129 172H131V171H129ZM138 172V171H137ZM140 172V171H139ZM166 172H165V174H166ZM231 172V173H230ZM244 172V171H243ZM33 173H34V171H33ZM36 173V172H35ZM38 173V174H39ZM49 173V172H48ZM49 173V174H50ZM58 173V172H57ZM77 173V172H76ZM83 173V172H82ZM90 173V172H89ZM94 173H95V171H94ZM98 173H99V171H98ZM101 173H99V174H101ZM244 173V174H245ZM256 172H255V174H257ZM23 174V175H24ZM31 174V173H30ZM54 174V173H53ZM66 174V173H65ZM73 174H75V173H73ZM93 174V173H92ZM91 174V175H92ZM96 174V173H95ZM95 174H93V176H92V179H94V178H96V177H99V176H96V177H94V175ZM99 174H97V175H99ZM122 174V173H121ZM130 174V173H129ZM128 174V172H127V176L129 175ZM132 174H134V172H132L131 173V175ZM140 174V173H139ZM138 174V175H139ZM154 174V175H153ZM233 175V176H235L236 177V175ZM241 174H242V172H241ZM241 174H240V177H239V179H241ZM243 174V175H244ZM42 175V174H41ZM70 175H72V173L70 174L69 173V175L68 176H70ZM83 175V174H82ZM85 175V174H84ZM83 175V176H84ZM87 175V174H86ZM85 175V176H86ZM141 175V174H140ZM164 175V174H163ZM162 175V176H163ZM168 175V174H167ZM224 175V176H225ZM242 175V176H243ZM249 175H247V176H249ZM26 176V175H25ZM24 176V177H25ZM65 176H67V175H65ZM67 176V177H68ZM76 177H77V175H75ZM85 176H84V178H85ZM102 176V175H101ZM104 176V175H103ZM108 176V175H107ZM107 176L105 177V178H107ZM123 176V175H122ZM122 176H121V178H122ZM135 176V175H134ZM156 176V175H155ZM162 176H159V177H162ZM204 176V177H205ZM209 176V177H210ZM216 176V175H215ZM231 176V175H230ZM239 176V175H238ZM252 176V175H251ZM250 176V177H251ZM257 176V175H256ZM262 176V175H261ZM33 177H36V176H33ZM53 177V176H52ZM70 177H73V176H70ZM82 177V176H81ZM80 177V178H81ZM113 177V176H112ZM126 177V176H125ZM132 177V176H131ZM166 177H164V178H166ZM221 177V176H220ZM244 177V176H243ZM246 177V176H245ZM30 178V177H29ZM44 178V177H43ZM46 178V177H45ZM59 178V177H58ZM74 178V177H73ZM91 178V177H90ZM104 178V179H105ZM117 178V177H116ZM163 178V177H162ZM188 178H191L190 180L188 179ZM193 178V179H192ZM228 178V177H227ZM249 178V177H248ZM253 178V177H252ZM254 178H256V177H254ZM260 178V177H259ZM87 179V178H86ZM102 179V178H101ZM113 179V178H112ZM118 179H119V177H118ZM148 179H146V181L148 180ZM187 179H188V182H187ZM214 179V178H213ZM217 179H219V178H217ZM216 179V180H217ZM232 179H234V178H232ZM245 179H247V178H245ZM250 179V178H249ZM25 180V179H24ZM37 180V179H36ZM84 180V179H83ZM122 180V179H121ZM120 180V181H121ZM125 180H127V179H125ZM162 180H164L165 181V179H162ZM200 180V179H199ZM206 180V179H205ZM212 180V179H211ZM210 180V181H211ZM220 180H222L221 178H220ZM224 180H225V178H224ZM235 180V179H234ZM260 180V179H259ZM20 181V180H19ZM99 181V180H98ZM151 181V180H150ZM157 181V180H156ZM163 181V182H164ZM214 181V180H213ZM219 180H217V182H218ZM233 181V180H232ZM231 181V182H232ZM237 181V180H236ZM241 181V180H240ZM242 181H245L244 179H242ZM256 181V180H255ZM84 182H85V180H84ZM103 182V181H102ZM113 182V181H112ZM130 182V181H129ZM157 182H159V183H163V182H161V180L160 181H157ZM168 182H166V183H168ZM190 182H191V184L193 183V185H192V187L191 186H189V184H190ZM199 182H201V180L199 181ZM204 182V181H203ZM216 182V183H217ZM226 182V181H225ZM228 183H229V180L227 181ZM250 182V181H249ZM259 182V181H258ZM261 182V181H260ZM259 182V183H260ZM262 182H263V180H262ZM116 183V182H115ZM125 183H128V182H125ZM147 183V182H146ZM146 183H145V185H144V187L146 186ZM156 182H154V184H155ZM171 183V182H170ZM187 183H189L188 185H187ZM215 183V184H216ZM228 183H227V186H228ZM233 183H234V181H233ZM264 183V182H263ZM262 183V184H263ZM58 184V183H57ZM101 184V183H100ZM140 184H142V183H140ZM204 184H206V183H204ZM203 184V185H204ZM211 184V183H210ZM213 184H214V182H213ZM219 184H220V181H219ZM230 184H232V183H230ZM237 184V183H236ZM261 184V185H262ZM83 185V184H82ZM84 185H85V183H84ZM129 185H130V183H129ZM217 185V184H216ZM225 185H226V183H225ZM249 185V184H248ZM254 185H256V184H254ZM253 185V186H254ZM22 186V185H21ZM44 186V185H43ZM50 186V185H49ZM107 186V185H106ZM109 186V185H108ZM121 186V185H120ZM123 186V185H122ZM139 186H141V185H139ZM159 186V187H160ZM218 186V185H217ZM219 186H222V182H221V185H219ZM238 186L240 187V185L238 184ZM258 186V185H257ZM114 187V186H113ZM208 187H211L210 185H208ZM223 187H225V186H223ZM223 187H220V188H222L223 189ZM237 187V186H236ZM239 187H238V189H239ZM242 187H244V186H242ZM242 187H240V189H243ZM247 187V186H246ZM246 187H244V188H246ZM256 187V186H255ZM46 188V187H45ZM100 189H101V187H99ZM203 188H204V186H203ZM214 188H217V187H215L214 186ZM248 188H249V191L251 190L250 188L251 187H247V190H248ZM253 188V187H252ZM104 189H105V187H104ZM113 189H115V187L113 188ZM136 189V188H135ZM138 189H139V187H138ZM144 189V188H143ZM210 189V188H209ZM212 189H213V187H212ZM226 189V188H225ZM237 189V188H236ZM240 189L239 190H236L237 192L239 191V192H241L240 191ZM121 191H120V193L121 192H123L122 191V188L120 189ZM133 190V189H132ZM147 190H149V194L147 193ZM154 190V189H153ZM159 190V189H158ZM221 190V189H220ZM219 190V191H220ZM247 190H244V192L245 191H247ZM263 190V189H262ZM97 191L98 190H96V193H97ZM143 191V190H142ZM216 191V190H215ZM231 191V190H230ZM230 191H229V193H230ZM68 192V191H67ZM71 192H73V191H71ZM84 192H86V191H84ZM126 192H128V190H126ZM126 192L125 193H122V194H126ZM151 192H153L152 194H151ZM156 192V191H155ZM192 191H190V193H191ZM205 192V191H204ZM238 192V193H239ZM243 192V191H242ZM243 192V193H244ZM251 192V191H250ZM76 193V192H75ZM93 193H95V191H93ZM92 193V194H93ZM137 193V192H136ZM195 193V192H194ZM213 193H214V189H213ZM213 193H211V194H213ZM232 193H233V191H232ZM235 193V192H234ZM233 193V194H234ZM238 193H236V195L238 194ZM254 193V192H253ZM263 193V192H262ZM67 194V193H66ZM85 194V193H84ZM83 194V195H84ZM88 194V193H87ZM116 194V193H115ZM141 194V193H140ZM222 194V193H221ZM226 194V193H225ZM241 194V193H240ZM239 194V195H240ZM251 194V193H250ZM111 195H112V193H111ZM110 195V196H111ZM120 195V194H119ZM119 195H116V196H118V199H120L121 200V196H119ZM154 195H156V196H154ZM190 195V194H189ZM215 195V194H214ZM214 195H213V198H215L214 197ZM223 195V194H222ZM235 195V194H234ZM263 195V194H262ZM67 196H69V195H67ZM71 196V195H70ZM73 196H75V195H73ZM108 196V195H107ZM138 196H140V195H138ZM137 196V197H138ZM210 196V195H209ZM209 196H207V197H209ZM216 196V195H215ZM217 196H219V194L217 195ZM216 196V197H217ZM264 196V195H263ZM83 197V196H82ZM86 197H87V195H86ZM136 197V198H137ZM157 198V200L155 199V201H157V202H154L153 200V198ZM221 197V196H220ZM229 197H230V194H229ZM228 197V198H229ZM108 198V197H107ZM222 198V197H221ZM105 199H106V196H105V198L104 199H102V197H101V201L99 202V204H102L104 201H105ZM114 198H112V200H113ZM116 199V198H115ZM133 199V198H132ZM209 199H212V198H209ZM208 198H207V201H206V203H209L210 204V202H208V200H209ZM263 199V198H262ZM137 200V199H136ZM213 200V199H212ZM210 201V200H209ZM227 201H229V199L227 200ZM232 201V200H231ZM230 201V202H231ZM78 202V201H77ZM122 202V201H121ZM121 202H119V201H111V202H107V203H104V205H105V208H103V209H101V210H98V212L96 211V219L97 218H101V216L104 218V219H106L107 217H109V216H113V215H116L118 212V210H115V209H113V208H117L118 209V205H119V207H120V205H121ZM216 202V201H215ZM217 202H218V199H217ZM216 202V203H217ZM128 203V202H127ZM158 203H160L159 205H158ZM196 203V202H195ZM202 203V202H201ZM213 203H214V201H213ZM157 204V205H156ZM204 204V203H203ZM189 205V206H188ZM197 205V204H196ZM200 205V204H199ZM202 205V204H201ZM212 206L214 205V204H211ZM150 206H148L147 208H149ZM187 206V207H186ZM206 206H207V204H206ZM210 206V205H209ZM126 207V206H125ZM128 207V206H127ZM156 207H158V208H156V210H154ZM186 209H185V208ZM238 207V206H237ZM241 207H243V206H241ZM146 208V207H145ZM145 208H143V209H145ZM146 208V209H147ZM150 208V209H151ZM154 208V209H153ZM191 208H192V205H191ZM191 208H190V210H191ZM201 208V207H200ZM230 208V207H229ZM236 208V207H235ZM234 208V209H235ZM240 208V207H239ZM248 208V207H247ZM142 209V210H143ZM150 209H147V210H143L142 212H146V214H147V211L148 210H150ZM194 209H196V208H194ZM198 209V208H197ZM202 209V208H201ZM228 209V208H227ZM140 210V209H139ZM182 210V211H183ZM85 211V210H84ZM171 212L170 214H169V212ZM243 211V210H242ZM90 212V211H89ZM188 212V211H187ZM192 212V211H191ZM194 212H197V210H195ZM198 212H200L199 210H198ZM197 212V213H198ZM209 212V211H208ZM240 212V211H239ZM69 213V212H68ZM79 213V212H78ZM81 213V212H80ZM79 213V214H80ZM84 213V212H83ZM125 213V212H124ZM123 213V214H124ZM155 213H156V215H155ZM180 213V212H179ZM205 213V212H204ZM221 213H222V211H221ZM63 214V213H62ZM66 214V213H65ZM91 214V213H90ZM93 214V213H92ZM123 214H117V215H123ZM126 214V213H125ZM124 214V215H125ZM145 213H143V215H144ZM193 214V213H192ZM226 214V213H225ZM232 214V213H231ZM60 215V214H59ZM64 215V214H63ZM67 215V214H66ZM82 215V214H81ZM167 215H169L168 217H167ZM179 215V214H178ZM177 215V216H178ZM182 215H184V214H182ZM207 215H209V214H207ZM215 215V214H214ZM218 215V214H217ZM222 215V214H221ZM240 215V214H239ZM68 216V215H67ZM77 216V215H76ZM206 216V215H205ZM216 216V215H215ZM231 216V215H230ZM83 217H84V215H83ZM120 217V216H119ZM118 217V218H119ZM125 217V216H124ZM127 217V216H126ZM174 217V216H173ZM190 217V216H189ZM189 217L187 216V215H184V216H180V218L177 220V218L175 219L176 221H174L172 224H171V220L169 221H167V223L169 222L172 226H174V228L173 229H176V228H181L182 226H190L191 224L189 223V222H192V221H189V220H191V219H189ZM217 217V216H216ZM219 217H220V215H219ZM232 217V216H231ZM230 217V218H231ZM89 218V217H88ZM102 218V219H103ZM155 218H154V220H155ZM167 218V219H166ZM84 219V218H83ZM92 219V218H91ZM130 219V218H129ZM208 219V218H207ZM210 219H212V218H210ZM209 219V220H210ZM218 219V218H217ZM237 219H238V217H237ZM99 220V219H98ZM114 220V219H113ZM160 220V221H159ZM221 220V219H220ZM245 220V219H244ZM96 221V220H95ZM100 221V220H99ZM104 221H107V219L106 220H104ZM116 221V220H115ZM119 221V220H118ZM178 221V222H177ZM219 221V220H218ZM150 222H151V220H150ZM241 222H243L242 220H241ZM166 223V224H167ZM168 223V225H170ZM209 223V222H208ZM150 224V223H149ZM154 224V226H156ZM190 224V225H189ZM205 224V227H206V223H204ZM203 224V225H204ZM211 224V223H210ZM118 225V224H117ZM171 225L169 226L170 228H171ZM208 225V224H207ZM210 226V225H209ZM219 226V225H218ZM224 226H225V224H224ZM164 226H162V228H163ZM166 227V226H165ZM164 227V229H166ZM184 227H182L183 229H184ZM185 227V228H186ZM204 227V226H203ZM221 227V226H220ZM159 228H161V227H159ZM201 228V227H200ZM206 228H208V227H206ZM226 228V227H225ZM167 229H168V227H167ZM190 229V228H189ZM195 229H197L196 227H195ZM203 229V228H202ZM229 229H232V228H229ZM203 230H205V229H203ZM207 230V229H206ZM200 231V230H199ZM202 231V230H201ZM246 231H248V230H246ZM203 232V231H202ZM131 234H133L135 237H137L138 239L139 238H141V235L142 234H144V232H142L141 230L140 231H133V232H131ZM146 234V233H145ZM147 236H149V235H147ZM145 237V236H144ZM132 238V242H137V239H135L134 237H131ZM140 241V240H139ZM166 243H170L171 242V240H164ZM171 244V243H170ZM176 244H173L172 245V247H176L175 246ZM121 249V248H120ZM135 253H137V252H135ZM130 253H128V255H129ZM137 255H138V253H137ZM198 256V255H197ZM255 262V261H254ZM88 263V262H87Z\"/></svg>",
  "mask_w": 264,
  "mask_h": 264
}]
</instances>
